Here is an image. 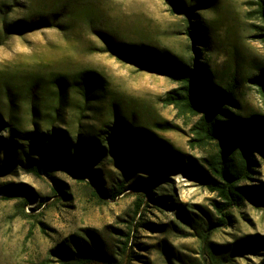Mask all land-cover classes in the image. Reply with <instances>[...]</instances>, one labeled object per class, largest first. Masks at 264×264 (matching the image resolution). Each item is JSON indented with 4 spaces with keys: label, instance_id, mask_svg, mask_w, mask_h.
Masks as SVG:
<instances>
[{
    "label": "rangeland",
    "instance_id": "1",
    "mask_svg": "<svg viewBox=\"0 0 264 264\" xmlns=\"http://www.w3.org/2000/svg\"><path fill=\"white\" fill-rule=\"evenodd\" d=\"M254 1L0 0V117L7 123L0 129V187L12 189L0 194V264H60L56 247L73 238L90 245L91 233L111 247L115 264H264V204L233 209L231 226L209 233L217 222L216 196L190 166L125 155L111 145L84 181L56 164L55 180L43 167L39 176L27 169L35 161L32 135L41 141L55 128L75 141L106 128L113 111L142 123L174 156L199 169L203 153L188 146L195 120L162 101L176 85L106 49L136 44L192 68L206 63L216 79L235 82L244 113L264 112L253 81L264 79L263 23ZM40 17L50 26L9 30ZM188 26L206 35L204 43L187 36ZM82 77L94 81L98 101L87 102L79 92ZM256 181L264 184V170ZM121 182L127 190L117 199L102 193ZM140 198L144 204L136 211Z\"/></svg>",
    "mask_w": 264,
    "mask_h": 264
},
{
    "label": "trees",
    "instance_id": "2",
    "mask_svg": "<svg viewBox=\"0 0 264 264\" xmlns=\"http://www.w3.org/2000/svg\"><path fill=\"white\" fill-rule=\"evenodd\" d=\"M254 5L256 14L263 23L258 38L264 43V0H255ZM8 26L10 32L30 31L50 26V21L40 17L39 21H18ZM186 34L192 41L204 43L206 35L194 32L192 27H187ZM106 52L136 66L140 71L163 76L176 85V88L164 95L162 101L165 105L172 106L180 117L195 120L190 128L188 146L191 150L203 153L199 169H193L190 160L186 163L182 158L174 156L176 153L162 140L150 134L142 123L113 111L109 123L105 124L106 128L91 129L87 136L81 134L83 137L78 134L75 141L66 132L55 128L52 130L53 135L47 133L41 141L32 135L28 142L35 161L29 160V172L39 176L40 168L43 167L44 174L55 180L51 164H56L72 171L78 181H84V178L92 177L103 154L114 145L118 152L125 155L135 154L158 160L162 158L172 162L174 166L192 167L190 172L194 179L216 196L212 207L217 215V222L209 225V233L216 228L231 226L233 218L230 211L233 209H240L248 202L264 204V184H255L258 182L256 178L264 170V112H243L237 99L235 82L216 79L211 71L203 68L206 63L192 68L169 53L158 54L151 48L136 44H118L114 47L108 45ZM253 81L264 100L263 76H257ZM77 84L87 102L99 100L100 94L94 87L93 80L82 77V81ZM6 126L7 123L0 117V129L5 131ZM0 141L3 139L0 138ZM102 190L107 198L115 200L127 188L121 182ZM11 191L10 188L0 187V194ZM143 204V199L140 198L136 203V211ZM89 237L92 240L90 245L83 239L73 238L74 241H67L56 247L53 252L57 262L115 264L111 247L101 245L100 239L92 233ZM129 239L128 234L121 249L122 260L126 258Z\"/></svg>",
    "mask_w": 264,
    "mask_h": 264
}]
</instances>
